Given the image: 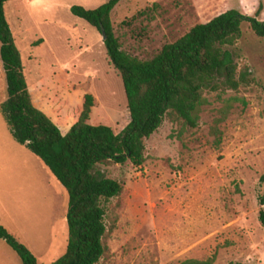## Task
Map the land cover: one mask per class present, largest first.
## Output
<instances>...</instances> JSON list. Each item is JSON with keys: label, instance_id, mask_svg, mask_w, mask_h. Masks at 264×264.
Segmentation results:
<instances>
[{"label": "rangeland", "instance_id": "obj_1", "mask_svg": "<svg viewBox=\"0 0 264 264\" xmlns=\"http://www.w3.org/2000/svg\"><path fill=\"white\" fill-rule=\"evenodd\" d=\"M109 0H9L5 15L21 52L32 96L65 133L91 94L88 123L119 133L129 122L124 86L110 64L103 35L74 15V5L96 8ZM259 0H120L111 22L121 49L153 57L198 23L236 8L253 16ZM264 4V0H263ZM258 18L264 20V7ZM238 62L261 85L228 91L235 102L217 122L223 102L207 104L191 128L165 117L145 143L140 165L108 162L99 169L122 184L104 201L106 251L96 264H264V226L258 196L264 190V38L247 22L235 45ZM0 59V103L6 99ZM68 194L41 160L12 137L0 112V224L39 264L61 257L68 243ZM0 264H22L0 239Z\"/></svg>", "mask_w": 264, "mask_h": 264}, {"label": "trees", "instance_id": "obj_2", "mask_svg": "<svg viewBox=\"0 0 264 264\" xmlns=\"http://www.w3.org/2000/svg\"><path fill=\"white\" fill-rule=\"evenodd\" d=\"M7 1L0 0V59L7 93L0 103V112L14 140L38 157L68 194L66 251L50 264H96L106 251L103 202L122 191V184L107 177L99 165L126 161L142 164L144 141L166 116L184 126L196 127L201 108L207 104L205 92H216L221 99L228 91L261 85L248 65L239 64L235 45L243 22L249 24L257 37L264 38V20L258 18L263 0H259L253 16L236 8L228 9L194 25L149 59H140L121 49L110 17L120 0H109L93 9L72 6L74 15L106 36L103 40L106 55L122 79L130 119L119 133L105 124L88 123L93 97L86 94L77 121L65 134L33 103L34 89L28 85L21 52L5 15ZM221 100L223 106L217 122L226 118L235 102L246 105L243 98ZM260 182L264 185V173ZM258 201L262 206L258 220L264 226V190ZM0 239L22 264H39L30 249L1 224ZM182 264H213V258L187 259Z\"/></svg>", "mask_w": 264, "mask_h": 264}, {"label": "crops", "instance_id": "obj_3", "mask_svg": "<svg viewBox=\"0 0 264 264\" xmlns=\"http://www.w3.org/2000/svg\"><path fill=\"white\" fill-rule=\"evenodd\" d=\"M32 95V94H31ZM32 100H33V103H34V105L36 106V107H38L40 110H42V111H44V107L41 105V104H39V103H37L35 100H34V97L32 96ZM75 123V122H74ZM62 132V131H61ZM67 132V131H66ZM65 132V133H66ZM65 133H63L62 132V134H65Z\"/></svg>", "mask_w": 264, "mask_h": 264}, {"label": "water", "instance_id": "obj_4", "mask_svg": "<svg viewBox=\"0 0 264 264\" xmlns=\"http://www.w3.org/2000/svg\"><path fill=\"white\" fill-rule=\"evenodd\" d=\"M106 38V36L105 35H103V40Z\"/></svg>", "mask_w": 264, "mask_h": 264}]
</instances>
